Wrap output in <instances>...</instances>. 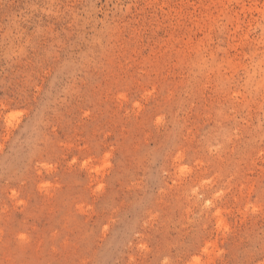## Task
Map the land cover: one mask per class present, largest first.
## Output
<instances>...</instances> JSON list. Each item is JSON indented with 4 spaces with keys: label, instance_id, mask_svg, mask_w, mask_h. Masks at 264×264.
<instances>
[{
    "label": "rangeland",
    "instance_id": "1",
    "mask_svg": "<svg viewBox=\"0 0 264 264\" xmlns=\"http://www.w3.org/2000/svg\"><path fill=\"white\" fill-rule=\"evenodd\" d=\"M0 264H264V0H0Z\"/></svg>",
    "mask_w": 264,
    "mask_h": 264
}]
</instances>
